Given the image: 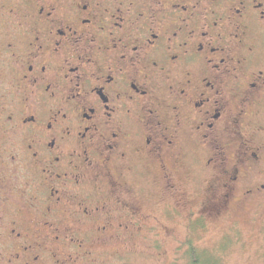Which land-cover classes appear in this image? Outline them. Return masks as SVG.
Segmentation results:
<instances>
[{
  "label": "flooded vegetation",
  "instance_id": "obj_1",
  "mask_svg": "<svg viewBox=\"0 0 264 264\" xmlns=\"http://www.w3.org/2000/svg\"><path fill=\"white\" fill-rule=\"evenodd\" d=\"M262 58L264 0H0V264L218 262L195 236L243 218L264 242ZM153 136L181 186L229 145L219 223L179 248Z\"/></svg>",
  "mask_w": 264,
  "mask_h": 264
},
{
  "label": "snow or ice",
  "instance_id": "obj_2",
  "mask_svg": "<svg viewBox=\"0 0 264 264\" xmlns=\"http://www.w3.org/2000/svg\"><path fill=\"white\" fill-rule=\"evenodd\" d=\"M262 65H264V58H262ZM255 72L256 79L252 81L253 87H256L258 81L259 87L256 88V91H264V66L255 69ZM238 75H245V78H247L246 74L243 73L233 74L229 71L224 74V76H231L234 82ZM224 76L221 77L222 80ZM234 95V93H230L228 98L231 99ZM247 96L252 97L253 91L247 90ZM225 98L224 94L218 96L221 101L225 100ZM228 107L229 109L231 108L230 103ZM230 116L231 111H228L225 119ZM261 130L264 131V125L261 126ZM166 139V136L162 139H157L156 136H153L150 143L154 144V151L162 163L164 175L169 177L168 196L177 205H180L178 212L187 222V231L183 233L175 224L168 226V235L173 241L177 242V247L179 248L190 242V233H195L197 230H205L209 224L215 225L219 223L217 217L226 203L227 197L232 192L229 180L223 178L228 175V165L231 158L227 152L228 142L224 140L217 143L214 137L212 146L216 148L215 159L219 162L217 173L210 177L206 169L196 164L186 171L184 175L185 182L181 186L180 174L185 166L181 163L179 157L170 156V153L176 150V146L166 147L164 143ZM226 189L227 192L225 191ZM189 255L191 256L190 264H199L198 255L192 253H189Z\"/></svg>",
  "mask_w": 264,
  "mask_h": 264
},
{
  "label": "rangeland",
  "instance_id": "obj_3",
  "mask_svg": "<svg viewBox=\"0 0 264 264\" xmlns=\"http://www.w3.org/2000/svg\"><path fill=\"white\" fill-rule=\"evenodd\" d=\"M243 221L246 223H241L237 239L234 233H230L229 237H224L225 242L221 243L224 239L221 234H224L214 228L211 232L195 236L196 251L210 255L218 261L215 264H264V242L257 239L256 228L249 226L245 218ZM3 252L4 249L0 247V263L3 261Z\"/></svg>",
  "mask_w": 264,
  "mask_h": 264
},
{
  "label": "trees",
  "instance_id": "obj_4",
  "mask_svg": "<svg viewBox=\"0 0 264 264\" xmlns=\"http://www.w3.org/2000/svg\"><path fill=\"white\" fill-rule=\"evenodd\" d=\"M199 261H200V259H199ZM201 264V263H200ZM202 264H215L213 261H211V260H207V261H205L204 263H202Z\"/></svg>",
  "mask_w": 264,
  "mask_h": 264
}]
</instances>
